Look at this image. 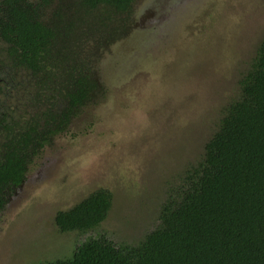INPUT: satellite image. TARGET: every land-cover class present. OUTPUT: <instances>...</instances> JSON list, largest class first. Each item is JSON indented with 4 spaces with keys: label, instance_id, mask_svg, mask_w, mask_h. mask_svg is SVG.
I'll return each mask as SVG.
<instances>
[{
    "label": "rangeland",
    "instance_id": "rangeland-1",
    "mask_svg": "<svg viewBox=\"0 0 264 264\" xmlns=\"http://www.w3.org/2000/svg\"><path fill=\"white\" fill-rule=\"evenodd\" d=\"M263 40L264 0H135L127 35L99 58V96L7 193L0 264L69 258L100 234L138 243L239 98ZM99 188L113 194L105 220L60 231L56 213Z\"/></svg>",
    "mask_w": 264,
    "mask_h": 264
},
{
    "label": "trees",
    "instance_id": "trees-1",
    "mask_svg": "<svg viewBox=\"0 0 264 264\" xmlns=\"http://www.w3.org/2000/svg\"><path fill=\"white\" fill-rule=\"evenodd\" d=\"M134 2L0 0V210L34 157L99 96V58L127 35ZM240 86L138 243L100 234L72 257L36 264H264V40ZM112 201L94 190L55 224L94 229Z\"/></svg>",
    "mask_w": 264,
    "mask_h": 264
}]
</instances>
